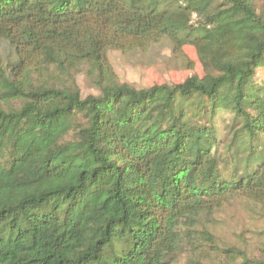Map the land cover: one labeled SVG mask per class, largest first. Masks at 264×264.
<instances>
[{
    "label": "trees",
    "instance_id": "1",
    "mask_svg": "<svg viewBox=\"0 0 264 264\" xmlns=\"http://www.w3.org/2000/svg\"><path fill=\"white\" fill-rule=\"evenodd\" d=\"M184 45L204 74L174 84L107 57ZM262 71L264 0H0V264H264L205 225L264 215Z\"/></svg>",
    "mask_w": 264,
    "mask_h": 264
},
{
    "label": "rangeland",
    "instance_id": "2",
    "mask_svg": "<svg viewBox=\"0 0 264 264\" xmlns=\"http://www.w3.org/2000/svg\"><path fill=\"white\" fill-rule=\"evenodd\" d=\"M112 69L122 82L137 88L153 84H174L183 81L187 76L204 74L195 48L184 45L180 53L175 54L167 48H159L154 57L128 56L117 50L107 51ZM264 77V71L260 72ZM82 97L96 91L89 87L82 74L76 77ZM228 114L222 112L216 116V129L221 135L223 123ZM206 228L217 238V242L245 243L250 248H264V215L251 201L242 197H233L225 201L213 212ZM187 251L179 257V262L188 257Z\"/></svg>",
    "mask_w": 264,
    "mask_h": 264
},
{
    "label": "built area",
    "instance_id": "3",
    "mask_svg": "<svg viewBox=\"0 0 264 264\" xmlns=\"http://www.w3.org/2000/svg\"><path fill=\"white\" fill-rule=\"evenodd\" d=\"M196 14L195 13H192V15H191V21L192 22H195L196 21Z\"/></svg>",
    "mask_w": 264,
    "mask_h": 264
}]
</instances>
